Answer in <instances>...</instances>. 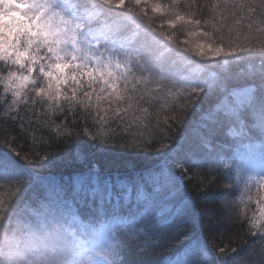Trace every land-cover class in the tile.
Wrapping results in <instances>:
<instances>
[{
  "label": "snow or ice",
  "instance_id": "6c2138e0",
  "mask_svg": "<svg viewBox=\"0 0 264 264\" xmlns=\"http://www.w3.org/2000/svg\"><path fill=\"white\" fill-rule=\"evenodd\" d=\"M112 8L124 11L113 18ZM201 93L215 101L201 116L203 154L174 142ZM225 125L259 150L261 165L244 182L243 207L227 193L220 201V220L235 232L217 243L191 230V200L165 216L145 187L234 188L219 183L231 165L213 149ZM84 138L150 154L140 211L128 207L131 185L98 176L76 180L78 192L99 198L95 223L55 198L10 210L26 183L21 161L43 166L79 152ZM0 184L9 185L0 196L7 264H264V0H0Z\"/></svg>",
  "mask_w": 264,
  "mask_h": 264
},
{
  "label": "trees",
  "instance_id": "16d2710c",
  "mask_svg": "<svg viewBox=\"0 0 264 264\" xmlns=\"http://www.w3.org/2000/svg\"><path fill=\"white\" fill-rule=\"evenodd\" d=\"M105 7L107 8V6ZM108 11L115 18L124 10L112 8ZM240 67H244V65ZM233 71L235 72L236 69H233ZM238 82L250 83L253 81L241 78ZM254 82L258 83L259 81L257 79ZM201 97H205V94L201 93ZM197 103L199 104L200 101H197ZM214 104L215 101L212 98L205 97L201 108L193 110L186 118L185 123L176 131L174 142H181L184 149L189 150L186 140L189 136L193 140H199V133L203 131L201 128V116L211 110ZM250 122L249 120L248 123ZM247 143L248 140L246 139L241 141L240 137L229 135L227 133V125L217 130L213 138L214 154L220 156L224 162L231 165L230 170H220L218 176L220 184L233 183L232 175L238 165L251 167L261 164L259 150H248L246 147ZM253 143H259V141L254 140ZM223 146H225V149L218 153V149ZM199 150L201 151L200 154L207 151L202 146ZM21 164L26 172V183L24 188L12 198L10 210L13 206L19 210L25 202L30 203L33 208H37L42 202L47 203L55 198L67 201L72 208L78 210L81 220L85 222L91 220L95 223L99 220V217L93 209L99 205V198L92 199L90 195L78 192L76 190L77 177L86 176L90 181L92 176H98L101 182L105 179H110L114 186L121 181L131 185L132 200L128 207L135 205L136 210L140 211L143 206L137 200V194L141 189L138 181L142 175L148 176L149 173L145 170L153 167L154 161L148 153L133 152L132 150L118 147L101 148L95 142L84 138L79 152L75 150V146H72L67 153H60L51 157L43 166L26 164L23 161H21ZM256 166L260 168V165ZM229 176L231 180L226 178ZM145 190L155 198L157 205L155 211L158 214L163 213L165 216L174 213L176 208L183 207L186 202L191 200L197 214L195 224L191 227L193 232L195 230L198 231V229H200L199 232L203 230L204 235L213 237L217 243L220 242L221 238L227 240L228 235L235 232V229L227 221L220 220V217L225 213L219 205L226 193L229 194V199L235 197L239 200L242 189L240 190L237 186L232 189L214 187L207 191H199L195 187L194 181H184L182 186L176 189L162 188L159 191H154L152 187L146 186ZM233 190L234 193H232ZM261 190L264 191V189ZM8 191L9 185L0 184V196H7ZM166 191L169 194L164 195ZM114 193L119 194L115 187ZM252 195L256 196V189L252 190ZM29 197L30 199H28ZM120 202L122 210L126 212L127 208L123 207L122 194H120ZM113 204H115V200L106 204L105 207L111 208ZM248 211L251 212L253 210L248 209ZM243 238L248 240V245H245V247L252 244L253 239L251 237ZM242 250L240 249V251ZM176 251H179V249L177 248Z\"/></svg>",
  "mask_w": 264,
  "mask_h": 264
},
{
  "label": "rangeland",
  "instance_id": "374dc122",
  "mask_svg": "<svg viewBox=\"0 0 264 264\" xmlns=\"http://www.w3.org/2000/svg\"><path fill=\"white\" fill-rule=\"evenodd\" d=\"M186 141H187V143H188V148H189V150H194V151H197L198 153H201V151L199 150V148L201 147L199 140H193V138H191V136H189V138H188ZM188 141H189V142H188ZM224 149H225V146H223L222 148L218 149V153L222 152ZM240 164H242V163H240ZM256 165H261V164H256ZM256 165H253V166H251V167H249V166H247V165H238V166H236V167H235V171H234V173H233V175H232V179H233V183H234V185H236L240 190L242 189V191H243L244 182L247 180L248 176H249L250 174H252V173H255V174H257V175L260 174V168H258L259 166H256ZM238 168L241 169V172H240V179H239V180L236 179V176H237V172H236V170H237ZM257 168H258V169H257ZM253 188L256 189V186H255V185L252 186V190H255V189H253ZM228 192L230 193L229 190H228ZM261 192L264 193L263 190H261ZM232 193H234V190L232 191ZM167 194H169L168 191H166L164 195H167ZM29 196H30V195H29ZM240 196H241V195H240ZM240 196H239V197H240ZM253 197L255 198V195H253ZM28 199H30V197H29ZM239 199H240V198H239ZM244 199L246 200L247 197L245 196ZM236 207H237L236 210H239L238 207H239V208H240V207H243V205L239 203V200H237V206H236ZM248 209H251V210H253V211L257 210V206H256L254 200H253L252 202H249V203H248ZM249 213H251V212L249 211ZM199 230H200V229H198V231L195 230V232H196V233H200ZM181 247H182V246H181ZM178 249H179V248H178Z\"/></svg>",
  "mask_w": 264,
  "mask_h": 264
},
{
  "label": "clouds",
  "instance_id": "9594fccd",
  "mask_svg": "<svg viewBox=\"0 0 264 264\" xmlns=\"http://www.w3.org/2000/svg\"><path fill=\"white\" fill-rule=\"evenodd\" d=\"M8 231V226L5 223L0 222V249H2L3 251H7L5 233ZM0 264H7V258L2 254H0ZM20 264H24V261L21 260Z\"/></svg>",
  "mask_w": 264,
  "mask_h": 264
}]
</instances>
